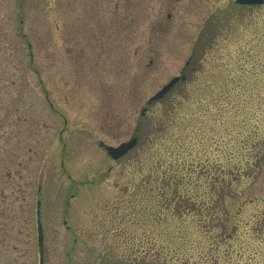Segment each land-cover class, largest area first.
Here are the masks:
<instances>
[{
    "label": "rangeland",
    "instance_id": "1",
    "mask_svg": "<svg viewBox=\"0 0 264 264\" xmlns=\"http://www.w3.org/2000/svg\"><path fill=\"white\" fill-rule=\"evenodd\" d=\"M235 1L0 0V264H40L38 201L44 264H83L81 244L181 144L239 172L228 203L264 222V5ZM192 56L188 81L147 106ZM137 129L121 161L99 146Z\"/></svg>",
    "mask_w": 264,
    "mask_h": 264
},
{
    "label": "trees",
    "instance_id": "2",
    "mask_svg": "<svg viewBox=\"0 0 264 264\" xmlns=\"http://www.w3.org/2000/svg\"><path fill=\"white\" fill-rule=\"evenodd\" d=\"M203 155L181 144L156 158L142 179L150 191L137 186L134 201L114 208L102 238L81 244L83 264H264V236L254 238L263 220L240 223L228 203L241 196V174Z\"/></svg>",
    "mask_w": 264,
    "mask_h": 264
},
{
    "label": "water",
    "instance_id": "3",
    "mask_svg": "<svg viewBox=\"0 0 264 264\" xmlns=\"http://www.w3.org/2000/svg\"><path fill=\"white\" fill-rule=\"evenodd\" d=\"M236 3L242 5L258 6V5H264V0H236ZM183 72L184 69L182 70V74ZM181 80H184V77L182 75L174 77L159 92H157L153 97H151L147 102V104L151 105L154 102H158L162 100ZM136 144H137V140L135 138H131L129 141L123 142L117 147L108 146L104 143H100V146L105 148L108 155L112 159L117 160L122 156L126 155L130 150H132L136 146ZM38 241L40 247V264H44V232L40 220L38 221Z\"/></svg>",
    "mask_w": 264,
    "mask_h": 264
},
{
    "label": "flooded vegetation",
    "instance_id": "4",
    "mask_svg": "<svg viewBox=\"0 0 264 264\" xmlns=\"http://www.w3.org/2000/svg\"><path fill=\"white\" fill-rule=\"evenodd\" d=\"M127 14H128V12H127ZM170 17V16H169ZM78 21V23H80V21L79 20H77ZM104 30H106V29H104ZM103 34H105V36H102ZM102 36V37H101ZM101 38H105V41H106V39H107V37H110V35L108 36L107 35V32H103L102 34H101ZM83 37V38H82ZM83 40H86V43H87V45L88 46H90V47H95V44H96V42H97V35L95 34V30L94 31H90L86 36H84L82 33H79V39H78V41H77V46L79 47V49H83V48H81V46H82V43H83ZM92 44H94L93 46H92ZM102 45V44H101ZM102 47V46H101ZM85 55V54H84ZM79 56H81L82 58L84 57V56H82V55H80V51H79ZM193 59H194V57L192 56V57H190L189 58V63H188V65L185 67V70H184V74H183V77H184V80H182V81H180V83H178V85H176V87L169 93V95L177 88V87H179L181 84H183V83H185V82H187L188 81V77H189V75L190 74H193L195 71H196V69H197V67H194L193 66ZM202 61V60H201ZM148 108L149 107H147V108H145V113H143L142 115L143 116H145L146 115V111H148ZM139 130L137 129L136 130V132L134 133V135H133V137L134 138H136V140H137V146H136V148L138 147V145H139V141H140V136H139V132H138ZM136 148H134L133 150H131L130 152H128V154H126L125 156H123V157H121L118 161H121L122 159H124L125 157H127V156H129Z\"/></svg>",
    "mask_w": 264,
    "mask_h": 264
}]
</instances>
